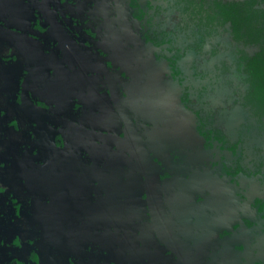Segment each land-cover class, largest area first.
<instances>
[{"label": "flooded vegetation", "instance_id": "flooded-vegetation-1", "mask_svg": "<svg viewBox=\"0 0 264 264\" xmlns=\"http://www.w3.org/2000/svg\"><path fill=\"white\" fill-rule=\"evenodd\" d=\"M8 2L16 10L0 3V44L16 59L0 60V126L18 139L2 138L0 153L10 152L21 180L17 188L11 177L0 183L3 196L18 198L1 199L0 212L18 222V237L41 248L18 262L17 249L2 247L0 264H264L252 257L264 236V198L249 202L264 167L257 171L252 143L236 132L244 109L237 102L243 119L228 127L206 84L171 102L168 83L203 76L201 58L214 55L209 44L203 53L177 55L166 41L155 42L144 16L164 0ZM188 52L193 61L185 69ZM220 62L214 67L222 83H231V64L222 71ZM137 71L149 94L138 87ZM153 92L162 98L154 101ZM78 175L84 185L73 181ZM37 199L54 202L51 218L63 223L58 236L42 233ZM85 219L95 225L74 235L68 223Z\"/></svg>", "mask_w": 264, "mask_h": 264}, {"label": "trees", "instance_id": "trees-1", "mask_svg": "<svg viewBox=\"0 0 264 264\" xmlns=\"http://www.w3.org/2000/svg\"><path fill=\"white\" fill-rule=\"evenodd\" d=\"M162 7L148 6L144 24L153 33V40L166 41L177 55L185 49L203 53L205 43L215 54L214 38L227 27L231 39L239 44L255 45L252 53L238 48L231 70L242 73L244 86L237 87V102L245 111V122L236 130L250 146L251 160L257 171L264 167V0H164ZM220 69L229 71L221 60ZM205 118L209 117L203 110ZM217 128V127H216ZM222 139V131L215 129ZM227 142V140H225ZM234 148V144H233Z\"/></svg>", "mask_w": 264, "mask_h": 264}, {"label": "rangeland", "instance_id": "rangeland-1", "mask_svg": "<svg viewBox=\"0 0 264 264\" xmlns=\"http://www.w3.org/2000/svg\"><path fill=\"white\" fill-rule=\"evenodd\" d=\"M123 1V0H122ZM144 0H139V2H142ZM154 2H160L161 0H153ZM0 3L2 4V7L4 9L8 10H16L15 7H13L11 4H9L8 0H0ZM123 4V3H122ZM125 4L127 5V0H125ZM124 4V6H125ZM125 10L127 8L125 7ZM108 22L112 23L110 15L107 13ZM108 35L110 36L109 39L114 40L115 36L113 34V30L111 27H108ZM215 42H217L216 46L218 48V51L214 55H207L205 54V57L202 59L201 69L204 71L203 76H188L187 79H185L183 82H169L168 88L170 92L171 102L175 103L177 102V93L186 89L188 92L193 94L198 87L201 84H206L208 86L207 94L210 97V100L212 104L216 106H220L224 113L226 114V125L228 127H234L238 123L242 121V110L239 108L237 103V87L242 88L244 86V82L242 79V73L237 72L236 70H231L228 75V80L231 83L224 84L221 81V77L217 70L214 67L215 62H219L221 60L226 61L229 65L232 64L235 52L238 48L245 49L246 51L252 53L256 50L255 45H245V44H239L234 42L228 32L227 27L225 29L220 30L219 34L215 36L214 38ZM150 52H152V49H150ZM14 58L16 59L15 52L10 48H5L3 44H0V60L2 62H10L14 61ZM193 61V53L188 52L185 54V56L181 59L180 63L185 68L188 69ZM157 61L153 58L152 63L157 64ZM160 71V67L155 68V71ZM135 81L138 85V87L143 92L146 91L147 86L145 82H147L144 79V76L141 72H138L135 74ZM46 84V82L44 81ZM142 86V87H141ZM155 95L154 101H159V99L162 98L157 92H153ZM157 96V97H156ZM160 97V98H159ZM13 101L17 102V96H15L14 92L12 95ZM176 107V105H175ZM3 115V110L0 109V118ZM1 125V124H0ZM13 128L10 127H1L0 126V141L2 138H10V141L16 144L18 137L16 136V133H12L11 130ZM15 130H18V128L14 127ZM259 145L264 148V141H260ZM4 150L3 148H0ZM8 151V150H7ZM10 154L8 151L7 153H0V183L3 181L6 186V183H9V179L11 177V180L16 183H11L10 186L13 188H17L18 182H20L21 179H15L14 174L17 173V167L15 164H12V161L7 160V156ZM12 160V158L10 157ZM83 176L78 175L77 178L73 181H75L78 185H84L82 182L84 179ZM41 181H46L45 179H41ZM48 181L51 182L49 179ZM66 182L68 180H65ZM86 184L88 182L86 181ZM1 185V184H0ZM189 185V184H188ZM105 186V185H104ZM8 198V199H18L17 195L13 192L9 193L7 197L2 195V188L0 187V200ZM42 197L40 196L39 199ZM262 199L264 198V179L255 178L252 180L250 184V193H249V202L251 203L256 199ZM7 199V200H8ZM37 199L35 201L36 206V217L39 221L40 228L42 230V233L47 231L52 237L58 236L59 232L61 231L60 226L63 224L61 222L62 218L60 216H57V219H52L51 214L54 212V202H44ZM216 198L213 197L209 198V201H212L215 203ZM211 204V203H210ZM12 205L17 208V204L12 202ZM11 205V206H12ZM212 205V204H211ZM13 209L15 212L17 209ZM44 209V210H43ZM45 209H48L45 211ZM216 209V208H215ZM214 209V210H215ZM250 213L252 214L251 209H248ZM249 211H245L248 213ZM206 212H204L205 215ZM72 216V215H71ZM73 216L77 218V215L73 213ZM6 215L3 216V214L0 212V250L3 247L5 249V253H11L12 250L17 249V253H14V261L19 262V258H26L30 256L31 254H34L35 252H38L41 248L39 245H32L27 240H23L22 238L18 237L17 233L19 232V226L18 222H9L7 221ZM10 219V218H9ZM202 223V221H201ZM69 226H72L71 231L74 235H80L82 232H87L88 227L94 226V221H91L90 219L82 220V222H78L75 220L74 224L73 221L71 223H68ZM203 230V229H202ZM50 237V236H49ZM257 243L255 246V252L253 253L252 257L258 258L261 261H264V236H258L257 237ZM17 241L18 244L14 245L13 242ZM8 244L10 247L8 248ZM4 256H6L4 254ZM12 257V255H10ZM13 261V260H11ZM26 262V261H24ZM13 264V263H11ZM26 264H42V261L39 260L36 263L35 262H26Z\"/></svg>", "mask_w": 264, "mask_h": 264}]
</instances>
